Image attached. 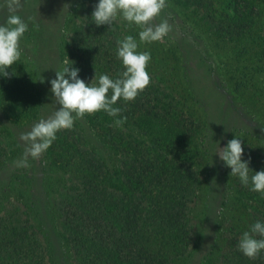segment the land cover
Masks as SVG:
<instances>
[{"label":"rangeland","instance_id":"obj_1","mask_svg":"<svg viewBox=\"0 0 264 264\" xmlns=\"http://www.w3.org/2000/svg\"><path fill=\"white\" fill-rule=\"evenodd\" d=\"M98 2L22 0L17 14L28 24V31L20 40L22 55L6 69L7 77L0 75V227L8 228L11 222L32 227L50 264H72L56 210L66 174L50 156V147L38 159L29 157V167H17L15 162L22 158L26 147L19 135L59 108L50 91V81L66 60L81 64L77 67L79 75L91 73L99 78L112 74L114 71L102 63L118 60L112 55L117 52L113 44L132 29L138 51L151 55L148 72L160 74L171 80L177 91H183L182 84L177 83V60H167L161 53L165 48L176 55L183 49L185 66L204 87L201 97L191 93L192 98L186 103L200 120L213 127L210 139L214 140V135L220 137L218 146L210 152L200 201L194 210L196 230H200L202 240L198 241L196 234L198 245L169 264H218L224 254L226 232L241 237L250 230L251 219L264 222V195L257 192L261 207L251 218L254 205L251 199H244L245 185L230 174L231 169L217 154L237 137L244 149L242 161L249 162V175L264 169V2L260 3L263 12L250 31L232 39L223 37L216 28L215 34L211 33L197 9L179 0L167 1V7L153 23L167 20L172 31L162 41L151 43L140 42L141 29L120 16L111 27L97 26L92 13ZM244 13L246 16L236 21V28L250 25L252 18ZM9 15L6 0H0V24H6ZM219 15L220 10L214 12L217 21ZM98 60L101 67L92 65ZM80 120L86 141L98 143L87 122L76 118L74 123ZM207 181L214 183L218 195L206 201L212 190H208ZM246 188L252 191L251 185Z\"/></svg>","mask_w":264,"mask_h":264},{"label":"trees","instance_id":"obj_2","mask_svg":"<svg viewBox=\"0 0 264 264\" xmlns=\"http://www.w3.org/2000/svg\"><path fill=\"white\" fill-rule=\"evenodd\" d=\"M179 1L197 9L211 33L216 28L223 37L232 39L250 31L263 12L260 3L264 2ZM217 10L219 21L214 17ZM244 12L252 21L248 27L236 28V21L246 16ZM135 33L130 29L124 35L134 37ZM113 46L118 47L116 43ZM161 53L167 60H177V83L182 84L183 91H177L172 81L160 74L148 72L151 83L135 100L120 99L113 105L121 109L117 117L100 111L82 118L98 143L86 141L80 120L71 130L57 132L48 150L66 174L56 210L72 264H169L202 240L194 210L200 201L210 152L220 137L210 139L213 127L186 107L192 94L202 96L204 87L185 66L184 50L174 55L164 48ZM98 62L89 64L108 65L115 72L109 74L112 79L125 70L119 59ZM68 64L81 66L73 59ZM94 76L78 74L86 84L98 85ZM111 94L109 91L108 96ZM124 117L122 126H114L116 119ZM207 184L212 190L206 201L218 195L214 183ZM248 185L242 191L244 199H251L254 205L253 218L261 206L257 192L246 190ZM255 222L251 219L250 227ZM34 231L13 222L8 228L0 227V264H50ZM239 239V234L226 232L224 254L218 264H264V250L256 259H249L239 250Z\"/></svg>","mask_w":264,"mask_h":264},{"label":"clouds","instance_id":"obj_3","mask_svg":"<svg viewBox=\"0 0 264 264\" xmlns=\"http://www.w3.org/2000/svg\"><path fill=\"white\" fill-rule=\"evenodd\" d=\"M6 4L10 15L6 24H0V75L5 77L9 75L6 69L21 58L20 40L28 31V24L17 14L23 6L22 0H6ZM166 7L167 0H99L92 17L97 26L111 27L120 16L141 29L138 34L140 42L151 43L162 41L172 31L167 20L153 23ZM117 45L116 55L125 69L119 78L112 79L102 74L98 78V85L86 84L78 78L79 69L69 65L67 60L59 71H55V79L50 81V91L59 108L46 119L41 118L30 131L20 133L19 139L26 147L22 158L15 162L17 167H29L28 158L38 159L56 140L57 132L73 128L76 118L100 111L115 118L121 109L113 105L120 99L126 102L135 100L150 85L151 76L147 71L150 53L138 51L139 44L131 35L118 40ZM40 82H43V78ZM109 91L112 93L110 97ZM125 121L126 117L116 119L114 126L120 127ZM220 149L217 154L231 169L230 174L237 176L242 185L251 183L252 191L264 195V169L249 175V162L242 161L244 149L241 139L235 137ZM238 248L244 256L256 259L264 250V222L256 221L249 231L243 232Z\"/></svg>","mask_w":264,"mask_h":264}]
</instances>
